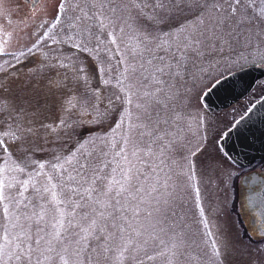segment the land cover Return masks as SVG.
Wrapping results in <instances>:
<instances>
[{
	"label": "rangeland",
	"instance_id": "obj_1",
	"mask_svg": "<svg viewBox=\"0 0 264 264\" xmlns=\"http://www.w3.org/2000/svg\"><path fill=\"white\" fill-rule=\"evenodd\" d=\"M94 2L97 8L99 2H104L106 7L110 6L109 0H40L33 9L26 11L21 0H0V48L3 49L0 54V72L12 66L6 84L4 85L5 81H0V88L4 85L10 91L8 95L0 90V101L4 103V109L0 111L2 129L7 131L18 123L23 126L22 118L16 115H12L4 123L6 115L14 109L11 106V100L14 99L12 95L34 89L38 91L31 94V97L36 99L42 93L50 94L52 90L58 96H66L61 97L65 100L64 105L55 106L54 111L49 108V118L41 119L45 127L33 126L36 130L34 143L38 144H35L37 147L33 146L34 151L27 158L26 171L31 172L35 167L33 161H36L45 163L44 171L55 175L59 169L53 173L50 165L62 164L68 168L65 160L74 152L79 155L77 149L81 143L88 142L85 143L86 149L97 154L101 150L112 153L119 148L124 137L132 136L140 143L141 148L151 146L156 156L149 162L153 167L159 165L163 168V172L157 169L161 180L167 173L171 176L170 183L175 185L172 209L176 215L171 218L170 223L176 222L180 225L178 230L187 234L191 245L187 256L179 264H264V245L254 246L253 250L248 249L245 247L246 243L241 242L240 236L236 237L232 232L229 203L232 192V177L229 175L232 173L231 168L218 160L219 165L211 166L214 170H210L206 176L208 181L203 172L194 175L201 154L207 155L211 148L207 140L210 134L203 125L221 123L222 120L221 128L210 136L214 139L218 131L226 126L224 122L227 120L222 112L215 116L207 115L199 98L213 81L235 69L251 64L264 67V62L252 58L247 62L241 60L235 63L241 55L248 56V39L253 46L264 47V24L253 26L251 30L246 25H240L237 31L245 33V36L239 42L233 40L230 46L212 41L202 47V55L189 52L187 58L182 59L179 75L163 77L166 81L165 92L171 99L166 101L167 107L156 105L152 109V127L155 133L153 136L141 138L139 132L142 129L130 130L129 126L139 123L136 120L140 114L137 105L142 103L144 91L139 66L143 63L145 67H150L146 62L153 57L147 54L143 58L133 57L130 49L137 46L135 37L138 33L128 28L121 34L117 27V43L112 44L108 35L113 31L112 27L101 28L95 21H89V32L78 22H74L73 18L79 14L77 5L84 8ZM143 2L155 4L156 0ZM61 3L64 4V11L60 15V22L53 27L57 8ZM112 3L123 6L131 4L132 0H112ZM255 7L264 8V3L255 0ZM145 12L152 14L148 9ZM182 19L183 16L176 20L163 16L162 19L157 17L154 22L140 20L137 24L141 30L151 32V47L155 55L165 56L168 63L175 64V60L171 55L155 48V45L165 38L164 33H174ZM45 32L48 33L47 36L44 35ZM172 51H175V47ZM181 57L182 53H178L176 59ZM154 63L159 62L154 60ZM132 65L138 70L135 75L130 70ZM94 70L97 72V80L92 77ZM144 75L148 73L145 72ZM262 92L264 78L251 91L249 100L253 101ZM14 100L16 103V99ZM30 107H36L35 103ZM157 112L159 116L156 115ZM27 121L34 119L29 117ZM121 122L122 126L117 128V124ZM66 124L72 127L67 128ZM24 127L31 126L24 124ZM41 128L46 130V135L40 132ZM202 131L204 139L200 136ZM0 138H5L11 145V150L15 151L18 141H12L10 136L2 137V133ZM165 145L167 147L161 157L160 151ZM2 166L0 163V167ZM142 170L150 172L147 164ZM189 176L192 178L189 179ZM195 178L199 181L198 199L204 209L203 215L197 208ZM209 232L211 236L207 235ZM212 239L220 247L222 255L219 260L211 257ZM146 264H163V261L157 259Z\"/></svg>",
	"mask_w": 264,
	"mask_h": 264
},
{
	"label": "snow or ice",
	"instance_id": "obj_2",
	"mask_svg": "<svg viewBox=\"0 0 264 264\" xmlns=\"http://www.w3.org/2000/svg\"><path fill=\"white\" fill-rule=\"evenodd\" d=\"M109 5L106 7L104 2H99L98 8L95 2L84 8L77 5L79 14L73 20L89 32V21H95L101 28L112 27L113 31L108 33L112 44L117 43L116 28L119 27L121 34L128 28L138 33L137 46L130 49L133 57L143 58L145 54L153 57L146 62L150 67L143 63L139 66L144 81L142 103L137 105L139 123L129 126L130 130L142 129L141 138L155 133L152 109L156 105L167 107L166 101L171 99L165 92L163 77L179 75L182 59L189 52L202 55V47L212 41L230 46L233 40L239 42L245 36L237 31L240 25L251 30L264 24V8L257 9L255 0H156L155 4L132 0L123 6L109 0ZM63 11L61 3L53 27L60 22ZM163 16L170 20L183 16L175 32L164 33L165 38L155 45L171 55L175 64L168 63L165 56L155 55L151 32L137 27L140 20L154 22ZM248 49V56L241 55L235 63L247 62L249 58L264 62V47L253 46L248 39ZM178 53H182L181 59H176ZM130 70L133 75L138 71L134 65ZM41 103L37 99L33 111ZM12 107L20 111L15 103ZM3 109L4 103L0 101V111ZM41 127H45L43 122ZM0 133L2 137L10 136L12 141H18L12 151L8 141L0 138V163L3 164L0 167V264H146L157 259L163 264H179L187 256L191 246L187 234L178 230V223H170L176 215L172 209L175 185L170 183L171 176L167 173L161 180L157 169L163 172V168L153 167L149 162L156 156L150 145L141 148L138 141L127 136L118 149L113 145L116 150L112 153L101 150L97 154L86 149L88 142L81 143L77 149L79 155L74 152L65 160L68 168L62 164L50 165L53 173L59 169L54 175L44 171L45 163L36 161H33V170L26 171L27 158L34 151L36 130L33 127L16 124L4 131L0 126ZM166 147L161 149V157ZM160 162L163 164V159ZM145 164L150 172L142 170ZM195 192L197 208L203 215L199 189ZM210 247L211 257L219 260L222 254L215 239L211 240Z\"/></svg>",
	"mask_w": 264,
	"mask_h": 264
},
{
	"label": "water",
	"instance_id": "obj_3",
	"mask_svg": "<svg viewBox=\"0 0 264 264\" xmlns=\"http://www.w3.org/2000/svg\"><path fill=\"white\" fill-rule=\"evenodd\" d=\"M38 0H31L34 6ZM264 77V67L250 65L231 71L216 79L202 92L199 101L208 111L224 110L243 97L254 85ZM218 81V82H217ZM223 155L235 166L245 167L256 160L264 158V94L237 118L226 129L217 141ZM254 172H251L252 174ZM259 180L255 190H244L245 201L252 218H243L244 224L254 238H264V181ZM241 185H248L247 176L242 177Z\"/></svg>",
	"mask_w": 264,
	"mask_h": 264
},
{
	"label": "flooded vegetation",
	"instance_id": "obj_4",
	"mask_svg": "<svg viewBox=\"0 0 264 264\" xmlns=\"http://www.w3.org/2000/svg\"><path fill=\"white\" fill-rule=\"evenodd\" d=\"M22 4L26 7V11H28L29 9H33V7L40 1L38 0V2L34 5V6H30L31 0H21ZM252 65V64H251ZM249 66V65H247ZM245 66V67H247ZM12 66L7 67L6 69L2 70L0 72V81H5L6 84V80H7V74H8V70L11 69ZM244 67L235 69V70H239L242 69ZM233 70V71H235ZM4 74V77H2L1 75ZM261 80L258 79L254 85L252 86V88L249 90V92L247 94H245L242 98L239 99V101L235 102L234 104H232V106L226 108L225 110H219V111H208L206 110L202 105V108L204 109V111L207 113V115H216V113L222 112L223 115H226V122H224V124H226V126L223 127V130L221 129L220 131H218V135L216 138H212L210 136H212L214 134V132L216 130H218L219 128H221V125H223L222 120L220 121L219 119H216L219 122H216L214 124H209V125H203L204 129L206 128V131L208 134H210L209 137H207L208 140V146H214V144H216L217 146V141L218 139L221 137L222 133L228 129L233 122L239 118L242 114H244V112L249 108V106L257 101L262 95L263 92L256 98L252 99L253 101L249 100V95L251 94V91L255 90L259 81ZM5 89H1L0 90H6ZM2 92V91H1ZM247 99V100H246ZM249 101V102H247ZM232 107V109H231ZM201 116V115H200ZM214 119V118H213ZM212 119V120H213ZM215 120V121H216ZM202 122V116L200 119V123ZM201 129H202V125H201ZM202 135V139H204L203 136V131L201 132L200 136ZM209 138V139H208ZM206 140V142H207ZM212 143V144H211ZM208 147V148H209ZM215 149V147H213ZM218 148V146H217ZM219 150V148H218ZM215 149L216 153H211L208 152L207 155L205 153L201 154V158H199V165L194 169L195 171V176L198 175L199 173L203 172V174L205 175V179L208 181V178H206V176H208V172L210 170H214L213 168H211V166H218V160H221L222 162L225 163V165H228L229 168H231L232 173L229 174L232 177V192H231V198L229 203L230 205V211L232 212V232L235 233L236 237L240 236L241 242H245V247L248 249L253 250L255 247L254 246H259V245H264V238L263 239H257L253 237V234L249 232V230L246 228L245 224H244V219L245 218H252V214L249 212L248 208V204L245 201V196H244V190L246 187H249V190H255V186L257 185V182H259V180L253 179L251 178V176H257L260 179H262L264 181V158L258 161H254L253 163H251L248 166L245 167H237L234 164H232L225 156H223V154L220 152V150L218 151ZM198 158V157H197ZM194 168V166H193ZM222 168H224V166H222ZM251 172H254L252 174H250ZM245 176H247V182L248 185H241L240 181L243 178H245ZM196 180V178H195ZM199 186V181H195L194 182V187L197 189ZM230 186L228 185V188ZM244 218V219H243ZM245 239V240H244ZM244 240V241H242Z\"/></svg>",
	"mask_w": 264,
	"mask_h": 264
},
{
	"label": "trees",
	"instance_id": "obj_5",
	"mask_svg": "<svg viewBox=\"0 0 264 264\" xmlns=\"http://www.w3.org/2000/svg\"><path fill=\"white\" fill-rule=\"evenodd\" d=\"M10 72H12V68L8 70V74ZM1 76L4 77V74L1 75ZM92 77H93V79L97 80V72H96V70H94ZM4 85H5V83H4ZM4 85L1 87V89H5L6 86H4ZM70 86H72V85H70ZM46 89H48V88H46ZM4 91L9 95L10 91H9L8 88L6 90H4ZM37 91L38 90L32 89V90H28L26 92H20V93H18L16 95H12L11 94L12 98L16 99V103H15L14 99L11 100V106H12L13 103H15V106L17 108H19L20 111L17 112L15 109H13L12 112L9 115H6L4 123H6V121L8 122L12 115H16V116L22 118V122L21 123L23 124V126H24V124H26V126L30 125L31 127H33L34 125L35 126H41V122H40V121H42L41 119L49 118V116H48L49 108H51L54 111L56 109L55 106L59 107L60 105H62V104L64 105L65 104V100H62L61 97H66V96H63V95L58 96V95L55 94V90H52V92L50 94H47V95H44L43 93L40 94L39 99L42 101V103H41L42 107H39V109H36L35 111H33V108H35V107H30V103L29 102H31V104L35 103V101L37 99L36 98H32L31 94H33V93H35ZM48 91L50 92L51 89L49 88ZM45 100L47 101V103L43 102ZM29 117H32L34 119V121H27V119ZM40 132L43 133L44 135H46V130L45 129L41 128ZM35 144H38V143H33V146L37 147V145H35ZM213 147H215V149L218 150L216 144H214V146H211L210 152L211 153L212 152L216 153L215 149ZM15 148H16V145H15ZM44 160H46V159H43V161Z\"/></svg>",
	"mask_w": 264,
	"mask_h": 264
},
{
	"label": "bare ground",
	"instance_id": "obj_6",
	"mask_svg": "<svg viewBox=\"0 0 264 264\" xmlns=\"http://www.w3.org/2000/svg\"><path fill=\"white\" fill-rule=\"evenodd\" d=\"M248 92H249V91H248ZM248 92H247V93H248ZM247 93H246V94H247Z\"/></svg>",
	"mask_w": 264,
	"mask_h": 264
}]
</instances>
